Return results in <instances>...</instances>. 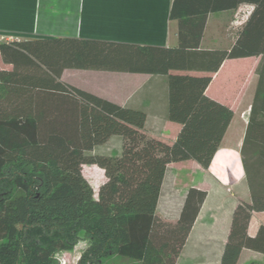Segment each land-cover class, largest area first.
I'll return each instance as SVG.
<instances>
[{
    "label": "trees",
    "instance_id": "16d2710c",
    "mask_svg": "<svg viewBox=\"0 0 264 264\" xmlns=\"http://www.w3.org/2000/svg\"><path fill=\"white\" fill-rule=\"evenodd\" d=\"M237 1L255 9L229 49H201L209 9L195 0H174L175 48L79 38L0 43L11 65L0 70V264H52L82 235L91 247L81 264L110 256L177 264L207 192L188 190L178 220L162 218L169 166L194 160L209 168L234 112L206 90L224 61L246 57H262L241 150L251 201L233 212L220 264H238L244 249L264 256V225L248 233L252 214L264 212V0ZM66 69L166 76L167 119L182 126L176 141L148 135L145 111L64 82ZM113 138L116 155L96 151ZM85 165L104 171L98 197Z\"/></svg>",
    "mask_w": 264,
    "mask_h": 264
},
{
    "label": "crops",
    "instance_id": "0c3cea01",
    "mask_svg": "<svg viewBox=\"0 0 264 264\" xmlns=\"http://www.w3.org/2000/svg\"><path fill=\"white\" fill-rule=\"evenodd\" d=\"M173 6L174 0H0V37L7 36L5 42L79 38L175 48L179 45V20L171 18ZM194 6L200 11L209 9L201 42L203 50L231 48L255 9V4L237 0H195ZM261 61L262 57L228 59L213 75L206 95L233 110L234 116L209 168H203L194 160L169 166V178L178 187L182 200L180 209L173 218H168L166 212L172 211L173 203L170 200L165 209L161 207L167 185L158 208L162 218L178 220L188 190L195 188L207 192L177 264L189 248L193 254L218 253L217 264H220L233 212L241 201H251L241 150L259 83L257 69ZM2 64V69H11V65ZM90 75L99 79H96L98 84L77 86L73 82L77 77ZM62 80L122 107L145 111V130L151 137L173 143L181 131L180 124L167 119L166 76L66 69ZM263 216L264 212L252 214L250 236L255 237L264 225ZM219 233L223 237L218 250H203L209 242L206 239ZM245 254H257L264 259L262 254L244 249L238 264Z\"/></svg>",
    "mask_w": 264,
    "mask_h": 264
},
{
    "label": "rangeland",
    "instance_id": "374dc122",
    "mask_svg": "<svg viewBox=\"0 0 264 264\" xmlns=\"http://www.w3.org/2000/svg\"><path fill=\"white\" fill-rule=\"evenodd\" d=\"M2 37V38H1ZM1 41L5 42L7 36H1ZM0 41V42H1ZM13 41V40H11ZM2 60L0 57V70L4 68L2 64ZM90 75L88 77H77L76 81H73L77 86H84L83 84L87 83H94L98 84L97 81L99 80L97 77H92ZM98 79V80H96ZM96 80V81H95ZM98 152H104L112 155H116L119 151V143L117 138H113L109 141L108 144L103 145L97 148ZM83 173L86 179L89 181L91 186L93 187L96 197H98V191L100 186L106 181V177L104 171L96 166V165H85L83 167ZM171 177L168 178V188L166 189V193L163 197L162 209H165L168 202L171 200L173 203L172 211L166 212V216L168 218H173L176 211L180 209V204L182 200V195H180L178 191V187L175 186ZM165 215V214H164ZM264 217V216H263ZM222 233H219L217 236L208 238L206 241H209L205 247H202L203 250H207L208 248H212V250H218L220 242H222ZM192 241H190V246L192 245ZM205 241V242H206ZM91 247L90 240L85 236L82 235L79 242L76 244L75 248L71 251L59 252L57 253L54 258L52 264H81L83 257L85 256L88 249ZM189 250H186L183 253V258L180 264H217V260L219 258V254H193L190 253ZM103 264H138L134 261H131L127 258L119 257V256H110L103 258ZM240 264H264V259L257 254H245L241 260Z\"/></svg>",
    "mask_w": 264,
    "mask_h": 264
}]
</instances>
